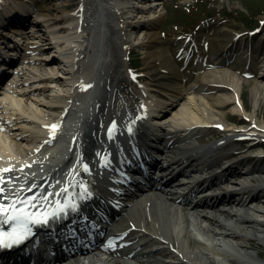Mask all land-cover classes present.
I'll return each instance as SVG.
<instances>
[{
  "label": "bare ground",
  "instance_id": "6f19581e",
  "mask_svg": "<svg viewBox=\"0 0 264 264\" xmlns=\"http://www.w3.org/2000/svg\"><path fill=\"white\" fill-rule=\"evenodd\" d=\"M97 1L96 9L92 7V10L85 12L89 6L85 5L81 7L80 14L78 12L72 17L65 13L52 14V10L67 9L71 6L70 2L52 5V0H32L31 5L38 13L34 12L36 20L27 24L32 15L25 4L19 0H0V26L28 25L26 27L30 30L25 29L29 32L38 30L36 26L44 23L48 28L47 33L45 31L47 39H43L45 46L50 47L54 43L51 41L52 34L67 32L68 24H73L69 35L59 36V58L55 53L48 57L47 54L40 57L27 54L22 63L16 65L19 69L21 65L26 66L18 76V83L5 96L0 93L1 108L8 104L16 106L2 121L0 129L11 133L8 143L0 139V169H12L4 174L5 180L9 181L6 195L10 202L16 198V193H19L20 199H24L34 193L47 195L68 188L63 195L49 196L41 207L27 210L51 212L55 210L57 201L63 204L66 199L76 206L75 211L68 208L50 219V223L42 226L49 228L42 232H37V225H29L31 234L24 242L12 246H16L14 249H1L0 264H32L41 257L43 262L50 258L43 264L55 259L59 260L57 264H264V248H258L264 247V151L257 149L250 152L251 148L264 146V84L256 82L257 92L253 97L259 101V106L251 113H245L243 110L246 111L248 105L244 102L243 93L235 90L238 81L233 74L227 75L221 69L224 57L237 51L234 50L236 42H250L252 34L215 31L209 39L214 59L211 74L208 78L195 74L193 82L188 80V83L192 82L189 93L206 97L217 92L231 94L211 103L216 114L237 99L242 102L240 108H231L232 112L224 117L233 118L234 121L244 120V124L222 127L225 130L220 135L223 141L198 146L191 138L207 129H216L219 121L204 118L199 107L192 108L190 105L179 110L175 106L173 112L165 116L174 99L183 92L182 76L172 66L171 59L174 58L164 48L167 40L157 31L163 16L161 6L166 0H147L148 4L144 7L130 0ZM140 7L143 12L146 9L156 10L148 16L133 13ZM120 15L128 17L127 21L119 22L122 43L125 48H129V53L134 47L128 46L131 38L127 32H134L143 26L141 31L146 34L143 41L138 43L144 54L141 73H135L129 63L125 71L129 79L140 87V105L134 99H120V92L125 90L128 80L127 74L124 76L119 70L122 61L118 58L115 64L106 61L104 51L100 52L103 46L98 45L101 47L99 51L89 40L88 26L99 28V39H109L115 34V22ZM22 27L5 28L6 31L1 32L0 68L6 65V59L2 58L6 53L8 61L16 59L23 48L31 53L27 44L34 43V40L31 41L30 37L19 42L8 37L12 32L25 33V36L27 32ZM260 36L264 37V31ZM80 44L76 53L74 49ZM154 63L160 66L157 68ZM30 64L39 66H34V69L31 66L34 70H30L34 75L32 80L23 79L22 74ZM4 71L1 68L0 74ZM77 73L80 75L76 76ZM112 80V89L107 88L106 82ZM30 83L33 84L26 89L24 86ZM53 88L54 94H47L48 100L41 102L47 109L44 110L46 116L20 106L21 98L27 92L44 93L46 89ZM14 97L19 101H14ZM149 98L151 103L147 102ZM24 110L28 114L23 113ZM241 112L247 116L237 117ZM160 115H164L159 119L163 120L162 123L169 121L167 119L189 120L174 125L170 135L179 130L183 133L165 143L160 142L164 128L160 130V127L150 123L152 117ZM35 118L41 120V124H36L37 130L22 124H29ZM113 123L116 126L115 133L109 139L108 129ZM52 125H57L54 132H50L49 126ZM131 127H136L135 134L142 135L143 141L141 148L133 154V159L129 162L125 160L124 163L142 166L143 160L146 164L151 161L152 171L155 170L150 180H156L155 184L157 189H162L163 198L157 196L158 192L153 191L152 187L151 194L145 190L134 194L121 183L112 188L104 186L112 183L115 176L112 170H118L115 163L118 160L117 152L126 143L117 131L122 128L123 131H129ZM150 136L151 141L154 136L153 144L148 141ZM216 136L219 134L216 133ZM230 141L237 143V146L233 150L220 152L223 144ZM154 146L156 151H153ZM153 153L159 157H152ZM231 155L237 156L229 158ZM225 158L228 159L224 161ZM246 160L253 164L238 170ZM109 161L115 167L102 168ZM84 165H87V172L83 170ZM151 165L148 169H151ZM156 170L159 172L156 173ZM33 185L36 187L33 188ZM79 185H84L87 192ZM188 185L194 196L202 191L201 186L209 187L202 191L205 197L199 200L211 198L213 206L209 209L204 205L197 206L202 210L200 216L179 212L174 205L181 203L177 199H184L179 191ZM29 188H33V191L29 192ZM249 196L250 200L247 201ZM166 197H171V203L166 201ZM238 207L243 208L242 211H236ZM214 211L223 213L229 219L220 218ZM107 216L111 221L107 220ZM199 217H204L207 224L203 225ZM0 224L5 228L13 226V223Z\"/></svg>",
  "mask_w": 264,
  "mask_h": 264
},
{
  "label": "rangeland",
  "instance_id": "374dc122",
  "mask_svg": "<svg viewBox=\"0 0 264 264\" xmlns=\"http://www.w3.org/2000/svg\"><path fill=\"white\" fill-rule=\"evenodd\" d=\"M23 4H25L28 8V12L30 15H32V18L30 16V21L27 22V24L34 22V12L38 13L36 8L31 5L32 0H19ZM124 1V0H122ZM129 1V0H128ZM137 2L140 4L139 6L144 7L147 5V0H130ZM140 1V2H139ZM66 3L70 2L71 6L67 9L64 8L62 10L54 11L52 10V14H68L70 16H75L76 13L82 10V6H87L88 10H85V12H89V10L96 9V4H98L97 0H52V5H57L59 3ZM85 3V4H84ZM127 5H129V2H127ZM163 16L158 24L157 31L161 34V37L163 39H166L167 42L164 45V48L169 53L170 56H172L174 59H171L172 66L176 68L182 78L181 85L183 86V92L178 98L174 99V102L169 106L168 112L165 114L167 115L169 112H173L172 108H178V110L183 107L189 105L192 108H200L199 110L202 111L204 118L208 119H216L219 121L216 124V129L211 130H205L200 133L195 134L191 141H193L198 146H205L206 144L210 142H221L222 137L220 135H223L222 133L225 132L223 129L224 127H229L231 125H234L235 127H239L240 125L244 124V120L234 121V119L225 118L224 115L227 113L232 112L230 110L231 108H240L241 100L237 99L232 103V105H228L226 108H224L221 112L215 113V108L212 107L213 102L219 101L222 98H227L231 94H220V92L214 93L213 95H210L209 97H206L205 95H197L190 92V84L195 80L196 76L195 74H199L202 78H208L209 75L212 72V63H213V56L211 51V46H209V39L213 37V33L217 30H224L227 33H234L236 31H241L244 33H251L252 37L250 39V42L243 41L242 43H237L234 46V50H237L236 52H232L224 57V60L222 61L221 69L227 74V75H234L235 80L238 81L239 84L235 87V90L238 91V93H243V99L244 102L248 105V109L245 111V113H251L254 109H256L259 106V101L256 100L253 96L254 93L257 92V84L256 82L259 81V83L264 84V77L261 78L264 75V37L262 38L260 34L264 31V0H166V3L163 4ZM160 7V8H161ZM85 9V7H83ZM122 8V7H120ZM158 8V10H160ZM143 10V8H142ZM153 10H147L146 12L141 11L140 9L136 8L133 13L136 15H143L146 14V16L151 15L153 13ZM157 10V11H158ZM128 17L125 16H118L117 21L115 22V34H113L109 39L101 38L99 39V35L97 33L99 32V28H90L89 26L88 31L90 33L89 40L90 43L99 50L100 46H103V49H101L100 52L104 51L105 60L115 64L116 59H120L122 61V66L119 67L120 73H123L125 76L126 71V65L129 63V66L132 67L135 71V73L140 74L141 69L143 68V57L144 54L142 53L143 48H141L139 42H142L145 35L141 30L143 29V26L139 29L133 31H128L127 35L131 38L130 43L128 46H133L134 48L131 49L129 53V48H125L123 46V38H122V32H120V23L119 21H127ZM42 25H38V30L36 31H29L26 26L24 27V32L26 33V37H21L22 40H27V37H30V40H34V43L27 44L30 47V52H26L25 48L21 50L20 54V60L24 58L27 54L30 57H40L41 55L47 54L48 56H51L53 53L58 57V45L59 40H61L60 35L67 36L70 34L72 28V23H69V29L67 32L64 33H56L52 34L51 41L54 42L50 47L45 46V40L47 39L45 37V31L47 33V27L44 23H40ZM75 24V23H74ZM22 27L20 25H14L9 24L8 27ZM22 27V28H23ZM74 27V26H73ZM104 29V26L102 25ZM145 27V26H144ZM27 30H26V29ZM5 27H0V32L6 31L4 30ZM50 33V32H49ZM47 35V34H46ZM50 35V34H49ZM48 35V36H49ZM260 36V37H258ZM20 38V39H21ZM37 41L38 43H35ZM49 41V40H48ZM87 41V40H85ZM84 41V42H85ZM74 43V41H72ZM63 46V44H61ZM100 45V46H98ZM22 46L25 47L23 44ZM45 46V47H43ZM81 47V44L75 48L74 50H77L76 53H78L79 48ZM101 48V47H100ZM253 48V49H252ZM96 49V50H97ZM32 54V55H31ZM59 58V57H58ZM61 62V61H60ZM58 62V63H60ZM27 65V64H26ZM59 65V64H58ZM259 65H262L260 67ZM28 66V65H27ZM30 67H27L28 69L25 70V73L22 74L23 79L32 80L34 75L30 72V70L33 72L34 68L36 66H39V64H30ZM33 66V69L31 68ZM35 66V67H34ZM155 67H159V63H154ZM195 66L198 67L195 69ZM111 68V66H110ZM41 72L43 73V68H41ZM112 70V68L110 69ZM47 71H49V67H47ZM80 71V70H79ZM81 72V71H80ZM245 75H244V74ZM127 74V73H126ZM80 75V73H77L76 76ZM128 77V80L125 82L126 88L124 91L120 92V99L127 101L126 99H134L136 104L142 103L139 100V97L141 96L140 87L132 82L131 79H129L128 74L126 75ZM191 79V83H188V80ZM186 80V81H185ZM35 83V82H33ZM27 84L24 86L26 89L29 87V85L33 84ZM56 84L57 82H53V84ZM114 84V81H108L106 82L105 86L107 88L110 87L112 89V85ZM138 90H137V89ZM142 92H144L143 89H141ZM54 88L46 89L44 93L40 92H27L22 96L20 106L24 108H31L32 110L36 111L38 114H42L43 116H46L44 110L45 106L41 103L44 101H47V96H52L51 94H54ZM46 93V94H45ZM49 94V95H47ZM236 94V92H235ZM219 95V96H218ZM146 96V95H145ZM148 97V96H147ZM32 98V99H31ZM16 100V97L13 99ZM40 101V103H39ZM147 102H152L151 98L148 99ZM14 107H16L14 105ZM155 108V107H154ZM14 109L13 107H10L9 104L6 107H3L1 111L2 119L0 120V129L3 126L2 121L6 120V117L10 111ZM25 114H28L27 111L24 110ZM245 113L241 112V114H237V117H243L247 116ZM188 115V114H187ZM164 116V115H160ZM234 116V117H236ZM191 119V118H190ZM246 119V118H244ZM260 120L262 117L259 118ZM36 120V121H35ZM33 122L28 123H22L23 125H26L27 127H30L31 129L37 130L38 122L41 124L40 118H35ZM189 120H179L177 119L174 123V125H179L180 122ZM152 121V119H151ZM153 122V121H152ZM214 126V125H213ZM221 127V128H220ZM223 127V128H222ZM183 131H177L172 135H169L164 142L171 140L177 135L182 134ZM216 133L219 134V136H216ZM9 137H11V133L5 132L3 130H0V139L1 141L9 142ZM223 144V143H222ZM237 146V143L234 141H230V143L223 144L221 149L219 151H230L233 150L234 147ZM257 149L264 151V146L259 145L254 148H251L250 152L256 151ZM237 156V155H231L229 158ZM228 158L223 159L226 161ZM264 165V163H263ZM248 165H240L238 167V170L244 169ZM193 172V171H192ZM263 250L264 247H258ZM255 251V249H253Z\"/></svg>",
  "mask_w": 264,
  "mask_h": 264
},
{
  "label": "snow or ice",
  "instance_id": "6c2138e0",
  "mask_svg": "<svg viewBox=\"0 0 264 264\" xmlns=\"http://www.w3.org/2000/svg\"><path fill=\"white\" fill-rule=\"evenodd\" d=\"M50 132H54L57 125H52ZM115 123L109 126L108 137L113 138L115 133ZM131 129H129L130 131ZM99 155V154H97ZM85 172L88 171L87 165L83 166ZM12 171V169H0V223L9 224L13 223L11 231H0V248L9 247L11 244H19L31 234L29 225H46L50 219L56 218L59 213L65 212L66 209L71 208L76 210V206L71 203L70 199H66L63 204L59 201L56 202L55 210L48 212H30L28 208H39L43 203L48 201L49 196L63 195L67 193L68 188H62L59 193H48L47 195L34 193L31 196H26L24 199L19 198V193H16V198L9 202V197L6 195V185L9 181L5 180V173ZM36 186L33 185V188ZM79 187L87 192V188L84 185ZM33 188H29L28 191L32 192ZM21 207H17V206Z\"/></svg>",
  "mask_w": 264,
  "mask_h": 264
}]
</instances>
